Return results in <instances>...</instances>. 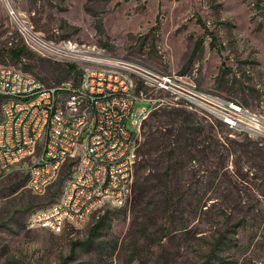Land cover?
<instances>
[{"label": "rangeland", "instance_id": "374dc122", "mask_svg": "<svg viewBox=\"0 0 264 264\" xmlns=\"http://www.w3.org/2000/svg\"><path fill=\"white\" fill-rule=\"evenodd\" d=\"M94 59L182 76L198 96L147 89L165 101L144 124L132 197L96 211L110 221L94 239L96 212L61 233L31 226L71 185L77 153L42 194L25 171L0 179V264H264V128H230L213 102L264 119V0H0V65L55 85Z\"/></svg>", "mask_w": 264, "mask_h": 264}, {"label": "built area", "instance_id": "2783aa9c", "mask_svg": "<svg viewBox=\"0 0 264 264\" xmlns=\"http://www.w3.org/2000/svg\"><path fill=\"white\" fill-rule=\"evenodd\" d=\"M11 15H16L8 6ZM60 52L67 51L59 48ZM105 60V59H101ZM83 70V81H64L55 85L22 81L13 72L0 73V95L5 91H15V94L35 90L38 87H48V95L41 96L36 102L14 104L2 102V113H8L7 125L0 128V177L12 176L17 171H7V163L19 162L30 164L31 172L27 173V186L43 189V181L58 176L56 165L64 161L65 153H77L78 165L71 178H77V185H70L68 180L59 202L53 204V212L47 215H33L31 226L49 229L54 233H61L63 224H70V211L80 208L81 203L92 202V192L95 190L96 171L102 154L104 138L108 125L123 124V132H129V142H122L119 138V152L112 153V174L106 179L118 182V171L127 170L128 197L131 199L137 169V156L146 120L164 103V97H147V89H160L173 94H183L188 98L198 96L191 88H183L179 81L182 76L161 75L148 69H140L125 62L105 60L107 67L137 74L142 81L138 82V89H146V98L129 99L128 84H122L120 78L101 75V71L94 66V60ZM179 79V81H178ZM65 88H73L71 98L57 101V94ZM181 89L182 91H180ZM118 99L121 120L110 121L109 100ZM89 102V111L81 112V103ZM97 102H104V112H97ZM148 103L136 110V104ZM216 114L232 129L247 130L259 133L264 128V119L250 112L242 105L233 104L222 98L215 97ZM103 115V131L93 130V114ZM83 118H90V126H83ZM38 128H45V138L42 143H35ZM75 128H84V136L94 133L99 140V148H89L86 152H79L78 143H71V136ZM116 154L124 155L123 163H116ZM78 177H85V184H78ZM112 186V188H113ZM111 188V193H112ZM111 195L103 201V208L109 205ZM101 212H96L98 218Z\"/></svg>", "mask_w": 264, "mask_h": 264}, {"label": "bare ground", "instance_id": "6f19581e", "mask_svg": "<svg viewBox=\"0 0 264 264\" xmlns=\"http://www.w3.org/2000/svg\"><path fill=\"white\" fill-rule=\"evenodd\" d=\"M17 18L16 15H13V18ZM21 30L33 39V33L29 28L23 24L17 23ZM36 44L42 48L49 49L54 51L45 41H41L37 35H33ZM53 45V44H51ZM60 48V47H59ZM56 49V48H55ZM66 49V48H65ZM55 52V51H54ZM94 66H97V69L101 71V75H107L109 77L120 78L122 84H128L129 99H144L146 98L145 89H138V85L133 78H130L129 72L119 71L112 69V67H107L105 60L94 59ZM13 72L19 80L22 81H31L32 83H42L38 78L24 74L19 70H16L12 67L0 65V73ZM151 90H160V89H151ZM48 95V87H38L35 90L27 91L24 93L15 94V91H5L0 95V128L7 125L8 113H2V102H10L14 99V104H22L25 102H36L41 96ZM73 95V88H65L64 91H61V94H57V101H64V99L71 98ZM147 97H158L152 94L147 93ZM234 104V103H233ZM89 111V102L81 103V112ZM97 112H104V102H97ZM109 118L110 121L121 120V112L118 103V99L109 100ZM83 126H90V118H83ZM93 130L94 131H103V115L101 113L93 114ZM84 136V128H75L73 136H71V143H78L79 148L82 149V152H86V143L89 148H99V140L97 139L94 133H87L86 137ZM121 137L122 142H129V132H123V124H114L108 125L106 129V135L104 138V146L102 154L98 161V171H96L95 178V190L92 192V202L91 203H81L80 208H72L70 211V222L76 224H85L89 218L103 205L108 196L111 195L109 203L124 206L127 204L129 199L128 189H127V170L118 171V182L114 183L113 179H106L108 174H112V153L119 152V138ZM45 138V128H38V133L35 135V143H42ZM76 153H65L64 161L56 165V173L58 176L61 172L64 162L74 156ZM124 155L116 154V163H123ZM7 171H25L26 173L31 172L30 164H21L19 162L7 163ZM58 176H52L51 179L43 181V189L40 190L36 186H27L29 189L34 191L37 194L44 193L47 188L57 180ZM5 177H0L3 179ZM78 184H85V177H78ZM71 185H77V178H73ZM113 186V188H112ZM112 188V193H111ZM53 212V207L46 210L40 211L37 215H47ZM66 224H63L62 229Z\"/></svg>", "mask_w": 264, "mask_h": 264}, {"label": "trees", "instance_id": "16d2710c", "mask_svg": "<svg viewBox=\"0 0 264 264\" xmlns=\"http://www.w3.org/2000/svg\"><path fill=\"white\" fill-rule=\"evenodd\" d=\"M25 51H26V48H25L24 46H17V47H15V48H12V50H11V52L13 53V55L16 56V57H18V58L22 57L23 54H25ZM65 71H66L68 74H69V73H72V72L76 74V79L73 80L75 84H79V82L82 81L84 70L81 69L77 64H75V63H67V68L65 69ZM65 77H66V76H65ZM66 81H67V80H66ZM62 82H64V81H62ZM59 83H61V82H59ZM59 83H58V84H59ZM160 137H161V136H160ZM160 137H159V138H156L155 141L158 142V139H159L160 141H162V140L160 139ZM160 141H159V142H160ZM175 154H176L175 151H174L173 149H171V150L167 151V152L165 153V155H162L161 157H165L168 161H169V160L171 161V160L176 159V155H175ZM71 159H72V158L67 159V160L64 162V164H63V166H62V169H61V172H60V174H59L57 180L60 179L61 173H62L63 170L69 165ZM172 165H173V164L168 165L167 168H166V170H165V172H164V174L162 175V180H163V182H162L160 185H162V187H164V188H166V187L168 186V183H165V182H166V181H169V177H168V176H169L171 170H173ZM71 176H72V175H71ZM71 176H70V177H71ZM57 180H55V181H54V182H53L48 188H50L53 184H55ZM27 181H28V177H27ZM48 188H47V189H48ZM46 191H47V190H46ZM107 220L110 221V220H109V212H106L105 214H103L102 216H100V217L98 218V220L96 221V223H95V225H94V228H93L92 231H91V235H90V238H91V239H94L95 236L97 235V233L99 232V230H100L102 227H105V226H106ZM109 224H110V222H109ZM109 224H108V225H109Z\"/></svg>", "mask_w": 264, "mask_h": 264}]
</instances>
